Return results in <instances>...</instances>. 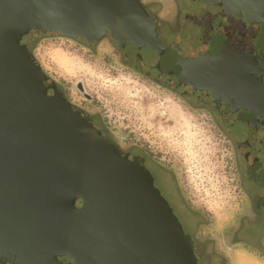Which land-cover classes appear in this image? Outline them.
Returning a JSON list of instances; mask_svg holds the SVG:
<instances>
[{
  "label": "water",
  "instance_id": "1",
  "mask_svg": "<svg viewBox=\"0 0 264 264\" xmlns=\"http://www.w3.org/2000/svg\"><path fill=\"white\" fill-rule=\"evenodd\" d=\"M264 21V0H194ZM140 0H0V260L6 264H203L204 252L145 161L71 104L30 45L109 38L206 97L239 105L248 58L183 60ZM239 80H241L239 82ZM239 82V83H238ZM173 88V87H172ZM240 91V89H239ZM63 260H67L64 263Z\"/></svg>",
  "mask_w": 264,
  "mask_h": 264
},
{
  "label": "flooded vegetation",
  "instance_id": "2",
  "mask_svg": "<svg viewBox=\"0 0 264 264\" xmlns=\"http://www.w3.org/2000/svg\"><path fill=\"white\" fill-rule=\"evenodd\" d=\"M140 1L160 23L158 32L164 45L178 47L181 59L198 60L208 55L218 57L226 52L233 54L231 56L248 58L245 67L252 87L243 90L239 80L241 104L236 106L214 96H203L191 88L186 91L179 83L171 86L172 74H162L144 66L136 60L139 52L134 47L121 50L109 38L95 46L73 40L89 49L110 43L124 60L126 69L158 83L193 114L200 111V117H205L222 138L230 155L235 199L233 211L220 222L219 234L211 232L214 217L194 200L187 189L182 163L171 159L161 142L153 143L145 133H141L143 139L136 138L134 131L120 133L87 92L83 81L75 84L77 93L67 91L65 85L59 86L71 104L90 115L97 128L112 135L121 151L145 161L155 186L191 235L194 244L202 248L204 264H232L228 256L232 252H237L242 261L251 256L255 257L256 264H264L261 260L264 258V21L256 22L233 13L226 6L202 1ZM185 33L189 37L187 42ZM194 218L198 227L193 235L190 226ZM63 262L67 263V260ZM0 264L6 263L0 260Z\"/></svg>",
  "mask_w": 264,
  "mask_h": 264
},
{
  "label": "rangeland",
  "instance_id": "3",
  "mask_svg": "<svg viewBox=\"0 0 264 264\" xmlns=\"http://www.w3.org/2000/svg\"><path fill=\"white\" fill-rule=\"evenodd\" d=\"M184 38L189 40L186 33ZM30 50L43 70L67 91L77 93L75 84L83 81L120 133L134 131L138 139L145 133L153 143L161 142L168 156L182 163L187 189L214 217L211 232L219 234L220 222L233 211L234 176L227 147L200 111L193 114L158 83L126 69L110 43L89 49L65 38L36 37ZM191 224L194 235L198 222L194 218ZM237 254H228L232 264H256L255 257L242 261Z\"/></svg>",
  "mask_w": 264,
  "mask_h": 264
}]
</instances>
